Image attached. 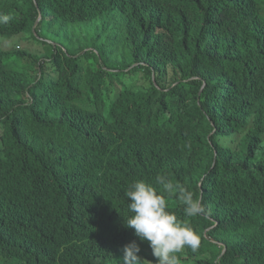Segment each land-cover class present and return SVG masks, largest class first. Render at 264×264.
Listing matches in <instances>:
<instances>
[{
  "label": "trees",
  "instance_id": "1",
  "mask_svg": "<svg viewBox=\"0 0 264 264\" xmlns=\"http://www.w3.org/2000/svg\"><path fill=\"white\" fill-rule=\"evenodd\" d=\"M3 15L0 43L43 50L0 45V264H120L132 237L96 238L137 179L199 235L180 264H264V0H0ZM158 175L207 215L185 217Z\"/></svg>",
  "mask_w": 264,
  "mask_h": 264
},
{
  "label": "clouds",
  "instance_id": "2",
  "mask_svg": "<svg viewBox=\"0 0 264 264\" xmlns=\"http://www.w3.org/2000/svg\"><path fill=\"white\" fill-rule=\"evenodd\" d=\"M9 20L7 15L0 16V24H7ZM155 184L162 187L163 193L174 196L183 207L185 217L207 215L201 199L195 198L194 192L183 185L173 183L168 176H156ZM123 196L128 201V214L121 215L123 226L130 229L135 239L123 246L120 264H153V261L139 255L142 243L150 248L155 264H180L177 254L185 248L193 251L199 248V235L189 223L181 221L175 212L168 210L165 195L158 192L153 183L143 179L134 180Z\"/></svg>",
  "mask_w": 264,
  "mask_h": 264
},
{
  "label": "rangeland",
  "instance_id": "3",
  "mask_svg": "<svg viewBox=\"0 0 264 264\" xmlns=\"http://www.w3.org/2000/svg\"><path fill=\"white\" fill-rule=\"evenodd\" d=\"M0 45H2V47L6 50H11L15 47H19L20 49L30 48L36 51L43 50V47L36 44L35 42H30L27 39H21L19 37L13 38L12 40H9V41H3L0 43ZM263 145H264V140H263ZM124 237H132V240L135 239L130 229H125L123 224H119V225H116V227H114L112 231L107 230L103 234H99L96 239L99 241L100 239L107 240L106 241L107 246L112 247L113 244L111 243L109 239H112V238L122 239Z\"/></svg>",
  "mask_w": 264,
  "mask_h": 264
},
{
  "label": "water",
  "instance_id": "4",
  "mask_svg": "<svg viewBox=\"0 0 264 264\" xmlns=\"http://www.w3.org/2000/svg\"><path fill=\"white\" fill-rule=\"evenodd\" d=\"M38 22H39V20H38ZM38 22L36 24H38ZM34 30H35V28H34Z\"/></svg>",
  "mask_w": 264,
  "mask_h": 264
}]
</instances>
